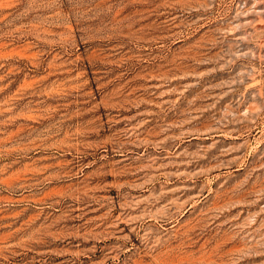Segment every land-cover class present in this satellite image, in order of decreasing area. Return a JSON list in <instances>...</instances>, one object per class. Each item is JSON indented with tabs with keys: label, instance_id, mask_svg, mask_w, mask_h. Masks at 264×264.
I'll return each mask as SVG.
<instances>
[{
	"label": "rangeland",
	"instance_id": "rangeland-1",
	"mask_svg": "<svg viewBox=\"0 0 264 264\" xmlns=\"http://www.w3.org/2000/svg\"><path fill=\"white\" fill-rule=\"evenodd\" d=\"M0 264H264V0H0Z\"/></svg>",
	"mask_w": 264,
	"mask_h": 264
}]
</instances>
